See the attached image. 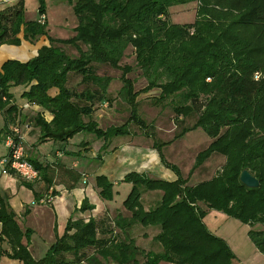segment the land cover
I'll return each instance as SVG.
<instances>
[{
  "label": "trees",
  "instance_id": "obj_1",
  "mask_svg": "<svg viewBox=\"0 0 264 264\" xmlns=\"http://www.w3.org/2000/svg\"><path fill=\"white\" fill-rule=\"evenodd\" d=\"M65 2L76 18L68 38L48 34L44 0H37L38 18L33 20L23 17L24 0L0 10V44L18 45L19 34L30 43L40 36L47 40L31 58L7 59L0 65V112L5 124H14L17 111L10 104L9 88L34 81L22 97L52 114L50 121L38 114L33 118L40 139L66 141L78 132L90 133L103 140L102 151L109 138L125 135L128 129L125 122L101 128L92 118L93 100H107L111 81L110 75L97 74L93 63L120 71L116 97L129 106L128 121L143 129L146 122L136 113L138 91L134 80L126 76L138 69L146 80L142 92L157 88L154 102L166 101L173 119L194 115L193 124L181 128L173 138L198 127L210 138L196 154L191 170L213 153L224 161L210 178L190 184L162 156L160 148L167 142L154 140L161 162L176 179L126 173L121 181L129 183L130 190L122 206L129 215L117 214L112 219L114 234L99 238L92 217H69L63 233L38 259L28 249L30 229L17 224L8 203L0 197V242L5 241L9 248L2 253L21 264H232L234 254L227 243L203 222L207 210H215L247 225L250 241L264 254V228H254L264 226V0ZM192 2L196 3L192 22L168 19L170 7ZM59 44L72 46L77 55L67 54ZM128 47L133 51L134 67L120 64ZM69 73L78 76L86 89L77 92L71 88ZM52 87L57 93L50 96L47 92ZM27 160L39 178L49 183L45 168ZM243 169L256 177L257 187L239 181ZM78 178L75 173L73 180ZM94 181L98 196L112 199L113 184L103 175L95 176ZM25 185L31 187L28 182ZM154 190L160 192L159 200L145 210L140 196ZM92 208L84 198L76 211ZM134 224L158 229L152 237L158 251L135 244L129 233ZM89 248L93 251L86 253Z\"/></svg>",
  "mask_w": 264,
  "mask_h": 264
},
{
  "label": "crops",
  "instance_id": "obj_2",
  "mask_svg": "<svg viewBox=\"0 0 264 264\" xmlns=\"http://www.w3.org/2000/svg\"><path fill=\"white\" fill-rule=\"evenodd\" d=\"M15 1L0 0V10ZM57 1L61 2L60 0ZM29 17L25 20L38 18H35L34 15ZM43 17L46 20L45 14ZM18 37H20L18 45L0 44V65L7 59L25 61L47 42L45 36L38 37L33 43L23 40L21 34ZM71 75L72 73H69L68 81ZM111 80L114 81L115 79ZM33 83L34 81L11 86L8 90L12 95L10 104L15 105L17 109L14 123L19 125L27 158L45 168L46 175L50 177V182L46 183L43 178H38L28 182L31 184L29 188L25 185L27 182L17 174H0V197L8 203L15 215L17 224L21 228L30 229L28 249L31 256L38 259L43 256L56 236L63 233L69 217H75V215L84 219L92 217L96 225L99 224V229L102 232L105 226L98 221L107 217L113 219L117 214L128 217V211L122 206V202L130 190V184L121 181L126 173L132 171L145 173L148 176L166 181L175 180L176 174L161 162L159 152L153 147V137L144 134L142 131L132 130L129 132L127 130L125 135L111 137L106 141L105 149L102 151L103 140L95 138L90 133L82 135L84 132H78L66 141L40 139L39 129L34 125L33 118L38 114L45 121H50L52 114L22 97V93L27 91ZM108 92L110 89L107 87L106 95ZM47 93L53 96L57 93V89L52 87ZM105 104L103 103L104 106H106ZM168 116L164 118L167 119ZM95 121L97 122V120ZM153 123L158 141L167 142L160 148L162 156L167 162L174 164L179 169L181 176L187 179V183L195 184L210 178L223 163L224 158L213 153L202 164L191 170L196 154L207 146L210 138L198 127L184 132L177 138L168 139L160 130V121L153 120ZM97 124L101 127L100 123ZM170 124L169 129L173 132L174 128H171L174 127L173 121ZM10 125V123L5 124L3 114L0 112V159L7 154L4 137ZM149 125L151 126V124ZM177 142L179 144L176 145ZM75 173L79 174L77 181L73 180ZM97 175L105 176L113 184L112 199L104 200L98 196L94 181V177ZM159 196V191H144L140 196L143 208L148 210L153 207L159 200ZM48 197L51 200L43 202ZM84 198L93 208L83 212L76 211ZM207 211V214H213V218H217L226 224L225 229L220 233L216 231V234L210 228L209 222L206 221V214L203 217V222L207 228L213 234L220 235L219 237L227 242L235 255L232 264L241 261L234 251L235 245L233 244L237 241L238 231H241V237L244 239L243 233H247L249 227L221 212ZM157 231L158 229L155 227H143L138 224L132 225L129 229L135 244L144 250L153 243L152 237ZM155 246L156 251H158V245ZM247 248L250 260L249 262L242 261L241 264H264V254L257 251L252 243L251 247L249 245ZM4 250L8 251L9 248L5 241H1L0 264H21L18 260L11 259L2 253Z\"/></svg>",
  "mask_w": 264,
  "mask_h": 264
},
{
  "label": "rangeland",
  "instance_id": "obj_3",
  "mask_svg": "<svg viewBox=\"0 0 264 264\" xmlns=\"http://www.w3.org/2000/svg\"><path fill=\"white\" fill-rule=\"evenodd\" d=\"M60 1L61 2H58L57 0H44L47 27L49 29L50 36H53L55 38H68L73 34V28L76 24V18L73 13L71 5L67 4L65 0H60ZM37 4H38L37 0H24V12H23L24 19L30 18L29 16L32 15H34L35 18L38 17L37 6H36ZM195 8H196V3L194 2L189 4L172 6L169 8L168 19L174 23L192 22L194 19ZM59 45L61 46V44ZM61 47L62 49H64V51L67 54H70L72 56L77 55V51L72 46L63 45ZM80 47L82 49H86V47H84L81 44ZM120 64L130 65L134 67L135 63H134L133 51L130 47H128L125 50L124 56L122 57ZM93 66L97 74L110 75L111 79L113 78L115 79L114 81L111 80L110 83L108 84V89H110V92H108L106 95L107 100L105 101H97L95 99L93 100L92 118L97 120V123H100L102 128H105L108 125H120L125 122L127 124L126 127L129 132L132 130L142 131L144 134L150 135L153 137L152 139L158 141L156 137L157 135L155 134V127L153 120L160 121L159 123L160 130L164 132L165 135L164 137L168 139L173 138L174 134L179 132L181 128L189 127L195 121L194 115H189L184 118L177 117L176 120L173 119L174 117L173 111L171 109V106L168 105L166 101L158 102V103L154 102V98L159 93V90L157 88H153L146 92H142V88L146 85V80L140 74L141 73L140 70L133 69L130 72H128L126 76L134 80V89L138 91V95L136 96V102H137L136 113L140 118H142L147 123L145 126L146 128L144 127L143 129L139 128L134 121H128L129 110H130L129 106L125 102L121 101L115 95L117 93V90L121 86V81L119 80L120 71L118 69L110 68L105 64L93 63ZM68 84L71 88H73L77 92L86 89V85L80 83L79 77L74 74H72L69 77ZM103 103H106L105 104L106 106H104ZM165 116H168L167 119L164 118ZM179 118L182 119V122H177L180 120ZM171 121H173V126H174L171 127L174 128L173 132L170 131L169 129L171 126L170 124ZM149 124H151V126ZM82 135H88V134L83 133ZM177 144H179V142H177L176 145ZM207 212L205 213V215L207 214ZM75 217H79V216L75 215ZM206 221L209 222L210 228H212L215 231V232L213 231L214 233H216V231L220 233L225 229L226 224L218 220L217 218H213V214H207ZM98 222L102 223V225L105 226V229L102 228L103 229L102 232L99 229L100 228L99 224H97L96 225L97 237L104 235L105 237L103 236L100 238H106L114 234L115 231H114L112 219L107 217L104 218L102 221H98ZM254 228L263 229L264 226L257 224L256 226H254ZM243 235H244V239L241 237L242 236L241 231H238V238L237 236H234V238H237V241L233 244L235 245L234 251L238 254V257L241 260L238 262L236 261L235 264H241L242 261L249 262L250 260V258L248 257L249 254L247 247H249V245L251 247L252 242L250 241L246 232L245 234L243 233ZM219 236L220 235H218V237ZM155 245L156 244L153 242L147 248L152 250H157ZM92 251L93 249L89 248L85 252L91 253ZM67 256L70 257V255ZM233 260H235V255ZM140 261H142V259ZM158 264H174V263L159 262Z\"/></svg>",
  "mask_w": 264,
  "mask_h": 264
},
{
  "label": "built area",
  "instance_id": "obj_4",
  "mask_svg": "<svg viewBox=\"0 0 264 264\" xmlns=\"http://www.w3.org/2000/svg\"><path fill=\"white\" fill-rule=\"evenodd\" d=\"M4 145L7 148V154L0 159V174L14 173L26 182L37 180L39 174L27 160L18 124L14 123L10 126L4 137ZM50 200L51 198L48 197L43 202Z\"/></svg>",
  "mask_w": 264,
  "mask_h": 264
},
{
  "label": "water",
  "instance_id": "obj_5",
  "mask_svg": "<svg viewBox=\"0 0 264 264\" xmlns=\"http://www.w3.org/2000/svg\"><path fill=\"white\" fill-rule=\"evenodd\" d=\"M239 181L246 187H257L258 180L250 174L246 169H243L239 174Z\"/></svg>",
  "mask_w": 264,
  "mask_h": 264
}]
</instances>
